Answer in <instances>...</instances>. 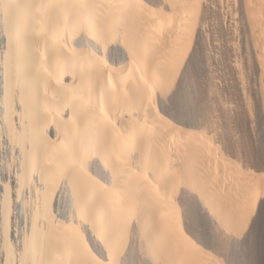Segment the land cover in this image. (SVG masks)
<instances>
[{
  "label": "bare ground",
  "instance_id": "bare-ground-1",
  "mask_svg": "<svg viewBox=\"0 0 264 264\" xmlns=\"http://www.w3.org/2000/svg\"><path fill=\"white\" fill-rule=\"evenodd\" d=\"M0 40L4 264H264V0H0Z\"/></svg>",
  "mask_w": 264,
  "mask_h": 264
},
{
  "label": "rangeland",
  "instance_id": "rangeland-1",
  "mask_svg": "<svg viewBox=\"0 0 264 264\" xmlns=\"http://www.w3.org/2000/svg\"><path fill=\"white\" fill-rule=\"evenodd\" d=\"M0 50L3 49L2 42L0 40ZM4 122H0V184L4 182H9L12 186V191L13 193L15 192V184H16V174L17 172H20L19 170L21 169V156L20 150L16 147V149L13 148L12 144L10 143L7 133H5V124L3 125ZM3 129V130H2ZM7 136V137H6ZM7 139V140H6ZM11 144V145H10ZM19 152V153H18ZM20 157V158H19ZM2 185V184H1ZM29 191V192H28ZM3 190H0V195L2 194ZM30 189L28 188L27 190L23 192V199L27 200V210H24V207L22 205V201L14 203L15 205L13 206V222H14V227H13V233L14 235V241H16V244L19 243L18 237L19 235L23 234L22 232L29 229L30 223V218L27 219L29 212L30 211V204L29 201H31V195H30ZM29 196V197H28ZM56 205V203H55ZM54 205L55 209L54 214L56 213V206ZM58 210V209H57ZM16 211V212H15ZM27 212V213H26ZM58 215L55 214V219L59 218L61 211L57 212ZM18 215V216H17ZM58 216V217H56ZM60 219V218H59ZM59 219L58 220L59 222ZM23 220V221H22ZM62 220V219H60ZM29 223L27 224V222ZM62 226V225H61ZM16 227V228H15ZM2 214H1V205H0V244H1V238H2ZM20 228V229H19ZM18 229V230H17ZM1 248V246H0ZM4 252L2 249H0V264H4L5 261V256Z\"/></svg>",
  "mask_w": 264,
  "mask_h": 264
},
{
  "label": "snow or ice",
  "instance_id": "snow-or-ice-1",
  "mask_svg": "<svg viewBox=\"0 0 264 264\" xmlns=\"http://www.w3.org/2000/svg\"><path fill=\"white\" fill-rule=\"evenodd\" d=\"M170 103L177 113L187 115V110L191 108V101L182 93H176L171 98Z\"/></svg>",
  "mask_w": 264,
  "mask_h": 264
}]
</instances>
